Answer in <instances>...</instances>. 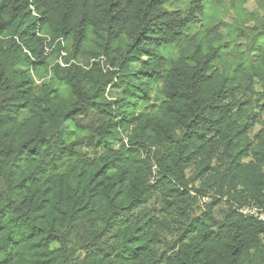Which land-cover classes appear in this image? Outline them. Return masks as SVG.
Returning a JSON list of instances; mask_svg holds the SVG:
<instances>
[{"label": "trees", "instance_id": "trees-1", "mask_svg": "<svg viewBox=\"0 0 264 264\" xmlns=\"http://www.w3.org/2000/svg\"><path fill=\"white\" fill-rule=\"evenodd\" d=\"M167 3L0 0V264H264V8L242 49Z\"/></svg>", "mask_w": 264, "mask_h": 264}, {"label": "rangeland", "instance_id": "rangeland-1", "mask_svg": "<svg viewBox=\"0 0 264 264\" xmlns=\"http://www.w3.org/2000/svg\"><path fill=\"white\" fill-rule=\"evenodd\" d=\"M191 0H168V3L165 5V7L169 10H172L174 8H186ZM203 5V12H204V18H203V24L204 26H212L214 24H219L218 26V32L222 35L226 34V31L233 30L236 26L240 27L242 29V34L236 38V42H238L240 48L246 49L248 48V41H249V35L256 23V20L260 18V16L263 15V8H264V0H200ZM253 15L248 16V13H252ZM247 14V19H246ZM230 38V36H229ZM118 41H114L110 43V46L114 48ZM92 53L95 56H100V49L98 46V42L95 38L90 37L88 41L85 44V52L82 56H79V60L77 62L84 63L85 58L88 56L87 53ZM257 53L253 52L252 54L249 53V58L253 62V64H256L258 60ZM57 57H55L56 60ZM58 59V58H57ZM54 60V56L52 55L50 58V61ZM59 60V59H58ZM103 70H112L110 68V65L108 61L106 60L103 64ZM256 90H259V85L255 84ZM259 112V111H257ZM93 116H89L88 118L83 119L84 122H88L90 119H92ZM263 117L260 115V113H257V123L254 124L252 129L248 132V135L251 136L253 133L258 131L261 128L260 120H262ZM194 188H198L199 184L198 182H195L192 185ZM190 196L193 197L190 204V210L193 212L199 213L200 211H203L206 208V205L211 202L212 197L209 195H205L207 199L205 201L201 200V195H197L193 189L192 191H189ZM199 196V197H198ZM149 208H154L155 212L157 214L163 213L160 212L161 208V201L158 197L153 198L149 202ZM222 210V205L217 204L215 205L213 209L214 215L219 218L220 213ZM164 238L165 244H162L163 248L166 249L167 243L170 245L172 242H174L175 235L168 232Z\"/></svg>", "mask_w": 264, "mask_h": 264}, {"label": "built area", "instance_id": "built-area-1", "mask_svg": "<svg viewBox=\"0 0 264 264\" xmlns=\"http://www.w3.org/2000/svg\"><path fill=\"white\" fill-rule=\"evenodd\" d=\"M207 199L206 196H202L201 200L205 201ZM240 213L245 216H249L256 221L264 224V202L261 204H253V205H246L239 209Z\"/></svg>", "mask_w": 264, "mask_h": 264}]
</instances>
